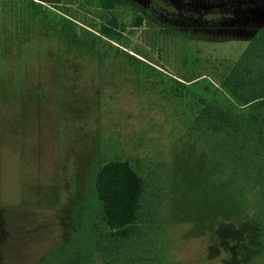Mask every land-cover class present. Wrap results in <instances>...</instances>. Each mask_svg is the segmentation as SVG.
I'll return each instance as SVG.
<instances>
[{"label": "rangeland", "instance_id": "374dc122", "mask_svg": "<svg viewBox=\"0 0 264 264\" xmlns=\"http://www.w3.org/2000/svg\"><path fill=\"white\" fill-rule=\"evenodd\" d=\"M227 1L240 8L226 25L188 28L170 0H119L112 14L98 0H0V264H42L66 244L105 264L92 224L112 160L160 199L155 248L115 264H264V186L235 196L189 133L199 99L223 101L217 80L264 28V0ZM113 15L119 43L98 33Z\"/></svg>", "mask_w": 264, "mask_h": 264}, {"label": "trees", "instance_id": "16d2710c", "mask_svg": "<svg viewBox=\"0 0 264 264\" xmlns=\"http://www.w3.org/2000/svg\"><path fill=\"white\" fill-rule=\"evenodd\" d=\"M28 1L33 7L54 6L60 2ZM118 1L98 0V5L107 14H112ZM170 1L175 2L174 23L181 27H220L232 19L209 18L199 7L179 0ZM253 15L264 18V12ZM142 23L143 18L138 16L134 27ZM117 30L124 31L125 26L113 15L107 24L100 26L98 33L119 43ZM184 80L192 82L195 78ZM217 84L223 101L200 98V109L189 133L207 151L210 163L227 176L235 196L240 192L242 197L256 195V191L264 186V28L252 35ZM95 193L98 212L92 224L91 244L105 264L127 262L140 257L145 249L155 248L160 199L154 181L142 177L129 162L112 160L99 169ZM65 246L64 250L53 251L42 264H85L81 250L72 245Z\"/></svg>", "mask_w": 264, "mask_h": 264}, {"label": "crops", "instance_id": "0c3cea01", "mask_svg": "<svg viewBox=\"0 0 264 264\" xmlns=\"http://www.w3.org/2000/svg\"><path fill=\"white\" fill-rule=\"evenodd\" d=\"M182 1V0H181ZM207 1H210L209 3H200V4H196V3H192V2H187V1H182V2H184V3H187V4H190L191 6H196V5H199V6H203V7H208V8H210L209 10H207V11H205V15H207V14H209V15H207V16H209V17H214V16H221V17H223V16H225V15H230V16H233V15H235V14H237V13H239L238 12V9L240 8L239 6V4H233V3H230V2H228L227 0H216V1H214V2H212L213 0H207ZM228 5H234V7L237 9L236 11H233V12H231V11H229V12H225V11H222L223 9L222 8H227L228 7ZM220 9V10H219ZM218 12H222V14H219ZM229 13V14H228ZM216 14V15H215ZM223 15V16H222ZM210 20V19H209Z\"/></svg>", "mask_w": 264, "mask_h": 264}]
</instances>
